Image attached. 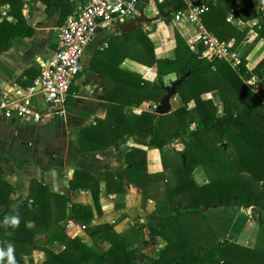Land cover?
<instances>
[{
  "label": "trees",
  "instance_id": "obj_1",
  "mask_svg": "<svg viewBox=\"0 0 264 264\" xmlns=\"http://www.w3.org/2000/svg\"><path fill=\"white\" fill-rule=\"evenodd\" d=\"M258 1L202 0L207 8L201 20L220 40H225L226 34L233 37V46L249 29L256 33V39H264V9L258 13L254 9ZM2 4L9 6L8 12L15 16L16 23L24 25V34H30L32 28L24 24L21 16L22 0H0ZM162 4L169 6L164 21L174 41L176 56L157 57L150 38L141 28H136L131 33L119 34L136 40L130 57L148 67L154 66L157 74L153 80L119 66L127 57L125 54L113 63L109 56L110 61L98 68L93 64L95 56L92 57L90 69H96L107 82L102 88L107 105L102 118L94 117L92 123L79 128L77 146L82 151L117 148L126 137L136 136L138 144L159 150L162 166L172 172L171 177L165 175L166 180L172 179L173 183L165 188L163 201L149 213L150 235L161 236L166 242L157 257L143 255L152 264H264V242L248 247L226 238L232 216L240 209L254 207L264 212V55L251 69L246 68L244 55L236 68L223 59L204 56L199 39L191 48L172 25L171 17L184 10V1L167 0ZM156 5L161 7L160 3ZM230 9L243 21L253 22L242 29L234 27L226 21ZM10 28L15 30L11 22L0 20V51L7 47V39L13 34ZM173 70L177 79L183 76L176 86L179 105L165 114H157L155 110L131 112L130 108L142 101H159L166 92L159 79ZM252 76H256L255 85L246 83ZM209 91L218 93L220 114L217 104L202 96ZM167 121L172 123L171 127L166 125ZM176 137L183 148H172L174 158L169 161L165 145ZM124 158L126 166L115 172L95 175L87 169H75L69 188H88L94 209L99 213L102 191L99 181L105 182L107 192H120L127 180L139 187L144 204L150 197L149 186L154 179V174L146 170V153L131 147ZM198 166L207 175V182L202 184L196 183L192 174ZM1 173L0 166V249L11 244L16 264H25V257L27 264H34L31 254L35 249H41L44 254L40 264H140L131 248L139 238L138 231L130 229L129 233H122L116 232L110 223L92 224L91 206L70 202L66 195L49 190L35 179L30 181L26 198H12L13 187ZM204 204H208V210L233 212L226 225L217 226L223 234L210 246L198 239L202 235L198 219L206 220L208 214V210H202ZM12 216L19 218V224L14 227L6 222ZM69 220L82 224L92 240L107 242L108 249L96 252L78 236L68 237L64 224ZM259 223L264 225L263 220ZM39 232H49L48 242L58 240L62 248L40 246L35 237ZM0 264H7V258H0Z\"/></svg>",
  "mask_w": 264,
  "mask_h": 264
},
{
  "label": "crops",
  "instance_id": "obj_2",
  "mask_svg": "<svg viewBox=\"0 0 264 264\" xmlns=\"http://www.w3.org/2000/svg\"><path fill=\"white\" fill-rule=\"evenodd\" d=\"M87 1L22 0L21 16L24 24L32 28L31 33L28 35L24 34V25L16 23L15 16L8 12L9 6L7 4L0 5V20L4 19L11 22L15 29L12 30L10 28L13 34L11 33V37L7 39V47L0 51V96L11 92L16 87L26 86L27 83L30 84L37 78L42 64L51 57L56 48L57 28L68 15L73 14L78 6ZM165 1L167 0H137L136 2V16L142 10L143 16L146 18V21L139 23L138 28H141L151 40L153 39L154 48H156V43L163 40L162 36L168 38L164 18L168 14L166 12L169 6L168 4H162ZM183 1L185 8L188 4L193 3V0ZM258 2L263 3V6L257 8L255 5L254 9L257 13L264 9V0ZM156 3H160L161 7L157 8ZM72 7H74L73 10ZM230 10L226 14V21ZM174 14L171 17L172 25L193 48L194 42L198 39V30L186 20L175 21L173 18ZM228 22L234 27L242 29L253 21H243L235 12H232L231 21ZM201 23L207 33L213 34L205 27L202 20ZM118 25L115 23L97 28L93 41L85 48V50L90 52L89 61L85 67L81 65V71L70 87V91L59 112L38 122H26L23 120H7L0 111L1 176L13 187L10 197L20 196L23 199L26 198L29 194L30 181L35 179L40 184L46 185L49 190L66 195L70 202H79L91 206L93 211L91 223H110L116 232L122 231L129 223L135 225L133 222L138 217L140 221H144L143 215L145 213L141 207L140 189L124 180L123 186L125 189L123 191L107 192L105 190V182L100 180L99 187L102 191L99 195V202L101 211L97 213L94 209L90 190L84 187L71 190L68 182L75 169L83 168L92 174L100 175L104 171L115 172L117 168L125 167L124 154L131 147L141 148L145 153L149 152L147 146L138 144L136 136L126 137L119 143L117 148L108 146L103 150L96 151H82L76 143L79 128L92 123L94 117L102 118L105 115L107 105L102 93V88L107 84L106 79L96 69H90V59L95 56L93 64L95 68H98L106 61H110L108 60L109 56L112 57L113 63L125 54L127 57L122 59L119 66L133 71L137 69L135 65L137 62L130 57L136 46V40L127 39L120 35L119 33H131L132 31L120 32ZM6 32L7 28L3 30L2 37H4ZM222 41L231 46L234 45V38L229 37L227 34L226 39ZM162 44L163 48L159 51L160 53L157 52V57L165 56L166 54L167 57L174 58L176 56L174 41L166 39ZM247 47L249 48L246 50ZM233 50L240 58L244 55L247 67L251 69L264 55V39H256V33L249 29L245 33L244 38L233 46ZM148 68L145 74L154 73L153 68ZM175 74L176 72L173 70L164 75L163 78L171 80L175 77ZM154 78L149 79L153 80ZM166 83L167 80L164 81L165 86H167ZM209 93L215 92L210 91ZM202 96L210 97L218 105L219 98H212L207 93ZM189 105L191 106L192 102ZM141 106L146 109L149 107V103L143 101ZM131 111L138 113L140 110L132 108ZM180 145L178 150L183 148L181 143ZM98 154H101L104 160L90 159L88 157H97ZM114 163H116L115 166H113ZM200 169L205 174L201 167ZM195 177L193 174V178L195 181L197 180L196 183H204L202 182V174H199V177L195 175ZM205 178L207 181L206 174ZM116 203L119 204L117 207L115 206ZM249 208L240 209L230 227L229 236L227 237L234 239L233 241H235L234 236L237 234V230L248 219L249 214L244 212L249 210ZM151 211L153 209L149 213ZM121 213L124 214L121 215ZM118 217H121V219ZM28 224H31V222ZM69 225H74L73 220H69L64 224L66 235ZM139 226L142 227V225ZM74 236H78L88 247L96 252H103L109 247V244L105 241L96 242L92 240L81 228L78 232L68 237ZM35 237L39 241H45L51 248H53L51 245L56 246L53 249L62 248V243L58 240L51 243L48 242L49 232H39ZM135 245L136 243L131 248L135 247ZM32 256L36 264H40L44 258V254L39 249L33 250ZM133 257H136L135 254ZM137 260H139L140 264H148L144 261L145 259L142 261L137 258Z\"/></svg>",
  "mask_w": 264,
  "mask_h": 264
},
{
  "label": "built area",
  "instance_id": "obj_3",
  "mask_svg": "<svg viewBox=\"0 0 264 264\" xmlns=\"http://www.w3.org/2000/svg\"><path fill=\"white\" fill-rule=\"evenodd\" d=\"M136 2L137 0H88L78 6L57 28L56 48L42 64L37 78L26 86L16 87L0 96V111L3 116L10 121L38 122L59 112L81 71L80 60L85 48L93 41L97 28L132 20L137 14ZM206 8L203 3L198 6L188 4L184 10L175 13L173 18L175 21L186 20L198 30L204 56L223 59L236 68L241 63V58L231 49V45L203 29L201 15ZM232 12L230 10L227 21H231ZM255 80L256 77L252 76L246 83L251 84ZM155 106L156 104L152 105L153 108Z\"/></svg>",
  "mask_w": 264,
  "mask_h": 264
},
{
  "label": "rangeland",
  "instance_id": "obj_4",
  "mask_svg": "<svg viewBox=\"0 0 264 264\" xmlns=\"http://www.w3.org/2000/svg\"><path fill=\"white\" fill-rule=\"evenodd\" d=\"M262 4L263 3L257 2L256 7L257 8L261 7V6H263ZM164 25H165L166 33H168V38H166L165 36H162L163 40L161 42L159 41V43H156V48H154V52H155L156 56L158 55L157 52L160 53L159 51L163 48L162 42H164L166 39H172V38L169 37V30H168V27H167L168 25L166 24V22L164 23ZM248 48L249 47H247L246 50ZM251 48H252V46H251ZM89 54H90V52H88L87 50H85L83 52L82 58L80 60V63L84 67L87 65V63L89 61V59H88L89 58ZM160 57H167V56L165 54V56H160ZM134 61H136V60H134ZM136 62H137L135 64L136 67H137L136 72H138L143 78H145L147 80H150V79L155 77V75L157 74V71H156L154 66L150 67V68L154 69V73L145 74V71H147L149 69L148 66L144 65V64H142V63H140L138 61H136ZM163 77L161 79H159V80L163 84H164V81L167 80L166 85L169 86L172 81L177 79V73L175 74V77H173V79H171V80L170 79H166L165 80ZM250 85H255V81L253 83H251ZM209 92H207V94H210L212 96V98H214V97L215 98H219L218 93L216 91H214L215 93H209ZM159 101H156V102L155 101H145V102L149 103V107H147L146 109H143V107L141 106L142 103L139 106L132 107V108H138V110H140V111L141 110H155V108H153L152 105L153 104H157ZM179 103H180V99H179L178 94H174L172 96V98L170 99L171 107H170L169 112L172 111L175 107H177L179 105ZM218 105H219V107H218ZM218 105H217V107H218V113H219V112L222 111L221 102L218 101ZM132 108H130V110H132ZM131 112H133V111H131ZM171 124L172 123L169 122V121H167V123H166V125L168 127L169 126L171 127ZM179 146H181V145L179 143V138L178 137L172 138V139H170L167 142V144L165 145V149L169 150V151H165V155H166V158L169 161H170V159H172V157L174 158L173 152H171L170 150L172 148H175L176 150H178ZM147 148H148L149 152L146 153V168H147V170H149L150 174H154L153 175L154 179L151 180V186H149V195H150V197L145 201L144 204L141 203V207L143 209V212L145 213V215H143L144 216V219H143L144 221H140L139 217H138L136 219V221L133 222L135 225L129 223V225L127 227H125L120 232H122V233L123 232H128L129 233L130 229H132L131 230L132 232H135V231L139 232V238L135 242L136 243L135 247H133L134 248V254H135L136 258H138V259H140L142 261H143V259H145L144 260L145 262H147L148 264H151V262L148 259L143 258V255L150 256V257H153V256L157 257L159 255V251L165 245L164 243H166V242H165L164 238H162L161 236H157L155 234L154 235H149V227L145 223L148 222L149 211L152 210V209L154 210L155 206L158 203H161L163 201L165 188L167 186L171 185L173 183V180L172 179L170 180L169 178H168L169 181L166 180L167 176L171 177L172 172H171L170 168H168L166 170L162 166L159 150L156 147H151V146H148ZM88 157L90 159L97 158V159L104 160V158L102 157L101 154H98L97 157L96 156H93V157L88 156ZM115 165H116V163L113 164V166H115ZM198 167H196L192 171V174H194V177H195V175L199 177V174H202L203 175V181L202 182H204V183L207 182L206 178H205V174L202 172L200 167L199 168ZM165 175H166V177H165ZM140 194H141V192H140ZM118 205L119 204L116 203L115 206L117 207ZM208 208H209V206H207L204 209V211H207ZM250 208H249V210H245V212H244V213H248L249 214L247 221L241 226V228L239 230H237V234L234 237H235L236 243H238V244H240L242 246H248V247L251 246V247H253L254 245H259V244L264 242V235H263L264 234V225L259 223L260 220L264 221V212L256 211L253 214L251 212ZM136 209H138V208H136ZM238 213L239 212L233 214V212L230 209H226V210H224L222 212H220L219 210L218 211L217 210H212V209L208 210V214L206 216L207 217L206 220L200 219V218L198 219V220H201L200 221L201 224H199L198 228H200V230L202 232V235L198 239H200L206 245L208 244L209 246L214 244L216 239L220 238L222 236V234H223L222 230H218L217 229V226H220V225H223V224L226 225V222H228V220H229V216L231 214H233L232 221H231V223H230V225H229V227H228V229L226 231L227 232L226 238H228L230 240H234V239L229 238L227 236H229L228 232H230V227L232 226L233 221L236 218V215ZM122 214H124V213H121V215ZM118 218L121 219V217H118ZM73 223H74L73 226L69 225L68 228H67V232H66L67 236L75 234L76 232H78V230L80 228L83 230L82 224H80L79 222L74 221V220H73ZM139 225H142V227H140ZM145 225H146V227H145ZM45 233H48V232H45ZM135 243H133L132 246ZM39 244H40V246H47L48 247V245L45 243V241L44 242L43 241H39ZM51 246L53 248H56V246H53V245H51ZM39 250L42 251L41 249H39ZM32 253H33V251H32ZM42 254H43V252H42ZM31 259L33 260V263L36 264V261L34 260V257L32 256V254H31ZM28 262H29L28 258L25 257L24 258V263L27 264Z\"/></svg>",
  "mask_w": 264,
  "mask_h": 264
},
{
  "label": "water",
  "instance_id": "obj_5",
  "mask_svg": "<svg viewBox=\"0 0 264 264\" xmlns=\"http://www.w3.org/2000/svg\"><path fill=\"white\" fill-rule=\"evenodd\" d=\"M201 1L202 0H195L192 4L195 6H198L201 4ZM144 20L146 21V18H144L142 10H140L138 12V15L135 18H133L129 22L119 24L118 29L120 32H131L135 28H138L139 23L144 21ZM182 79H183V76L172 81L169 86H165L166 93L164 94V96L161 98V100L155 106V112L157 114H165V113L169 112L170 107H171L170 99L172 98V96L174 94H176V86L181 82ZM38 87H39V85H37V88ZM207 206H208V204H204L202 207V210H204ZM251 212L253 214L256 212L254 207H251ZM221 264H225V263H221Z\"/></svg>",
  "mask_w": 264,
  "mask_h": 264
},
{
  "label": "clouds",
  "instance_id": "obj_6",
  "mask_svg": "<svg viewBox=\"0 0 264 264\" xmlns=\"http://www.w3.org/2000/svg\"><path fill=\"white\" fill-rule=\"evenodd\" d=\"M6 222H9L14 227L19 224V218L17 216L8 217L6 218ZM4 257L7 258V264H16L11 244H8L6 249H0V258Z\"/></svg>",
  "mask_w": 264,
  "mask_h": 264
}]
</instances>
